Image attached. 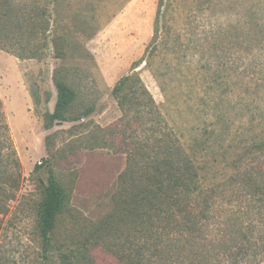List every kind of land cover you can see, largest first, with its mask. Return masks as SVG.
I'll use <instances>...</instances> for the list:
<instances>
[{
	"label": "rangeland",
	"instance_id": "1",
	"mask_svg": "<svg viewBox=\"0 0 264 264\" xmlns=\"http://www.w3.org/2000/svg\"><path fill=\"white\" fill-rule=\"evenodd\" d=\"M60 6L54 29L67 38L64 61L55 57L53 45L44 59H20L0 48V96L20 161L0 160V264H61V238L93 230L128 197L126 153L78 149L72 142L81 130H71L73 122L47 128L59 65L71 71L65 81L76 92L69 116L92 108V124L117 121L122 110L113 88L135 71L186 146L209 135L204 127L215 126L227 100L237 132L242 129L243 90L230 83L229 56L235 52L234 65L239 63L242 23L253 17L264 22V0H62ZM43 159L49 163L35 172ZM50 168L67 199L47 260L40 209Z\"/></svg>",
	"mask_w": 264,
	"mask_h": 264
},
{
	"label": "trees",
	"instance_id": "2",
	"mask_svg": "<svg viewBox=\"0 0 264 264\" xmlns=\"http://www.w3.org/2000/svg\"><path fill=\"white\" fill-rule=\"evenodd\" d=\"M61 2L0 0V48L20 59H44L53 45L55 57L64 61L67 38L54 29ZM262 20L253 17L242 23L239 63L234 65L235 52L229 56L230 83L243 90L238 114L242 129L237 132L227 100V110L220 109L212 121L215 126L204 127L209 135L195 137L189 146L137 72L116 82L113 95L122 116L101 126L87 119L92 108L77 116L66 113L76 100L75 90L65 81L71 71L63 64L55 68L57 99L47 128L73 122L71 130H81L72 142L78 149L127 154L122 173L128 192L125 204L93 230L61 238V264H264ZM10 130L0 96V160L20 165ZM50 138L46 137L47 146ZM48 163L43 159L34 171ZM44 186L40 235L48 260L67 194L51 168Z\"/></svg>",
	"mask_w": 264,
	"mask_h": 264
}]
</instances>
